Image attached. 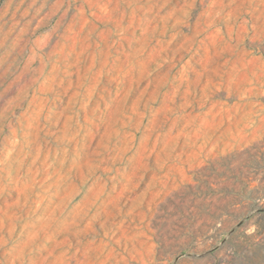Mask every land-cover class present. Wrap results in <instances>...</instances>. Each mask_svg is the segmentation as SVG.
<instances>
[{
    "label": "rangeland",
    "instance_id": "1",
    "mask_svg": "<svg viewBox=\"0 0 264 264\" xmlns=\"http://www.w3.org/2000/svg\"><path fill=\"white\" fill-rule=\"evenodd\" d=\"M0 264H264V0H0Z\"/></svg>",
    "mask_w": 264,
    "mask_h": 264
}]
</instances>
